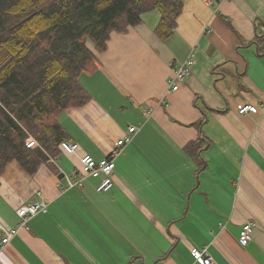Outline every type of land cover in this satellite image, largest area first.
I'll list each match as a JSON object with an SVG mask.
<instances>
[{"label":"crops","instance_id":"1","mask_svg":"<svg viewBox=\"0 0 264 264\" xmlns=\"http://www.w3.org/2000/svg\"><path fill=\"white\" fill-rule=\"evenodd\" d=\"M159 19L151 11L113 32L95 71L79 76L90 102L58 117L75 154L61 152L32 176L15 162L3 171L0 240L23 204L48 211L0 248V264H199L194 250L206 251V264H264V114L237 111L264 101V42L255 41L264 38V0H183L165 41L154 33ZM188 55L190 73L171 91L170 64ZM129 127L136 132L114 158L108 192L92 178L67 185L81 156L105 158ZM198 138L206 143L189 155ZM247 221L252 241L241 247Z\"/></svg>","mask_w":264,"mask_h":264},{"label":"trees","instance_id":"2","mask_svg":"<svg viewBox=\"0 0 264 264\" xmlns=\"http://www.w3.org/2000/svg\"><path fill=\"white\" fill-rule=\"evenodd\" d=\"M182 10L183 0H0V176L11 162L32 176L59 156L67 134L58 117L90 102L79 76L95 71L113 32L157 11L154 33L165 41ZM28 135L39 148L25 146ZM205 143L185 151L197 155Z\"/></svg>","mask_w":264,"mask_h":264},{"label":"built area","instance_id":"3","mask_svg":"<svg viewBox=\"0 0 264 264\" xmlns=\"http://www.w3.org/2000/svg\"><path fill=\"white\" fill-rule=\"evenodd\" d=\"M207 6L215 4L218 0H203ZM194 63V56L188 55V57L175 65L173 76L170 81V90L176 91L179 87V84L185 81L187 76L190 73L191 66ZM264 94V93H263ZM160 103H163V98L160 100ZM238 113L240 115H246L248 113H262L264 114V101L257 103V105H252L244 103L238 108ZM136 132V128L129 127L127 134L118 139L111 150V152L100 161H95L89 155H83L79 159L80 171L79 178L77 179L74 175L66 176L65 180L69 187L78 185L82 187V180L86 178H92L98 180L96 186V192L105 193L108 192L113 186L112 180V171L115 167L114 158L120 153L122 147L131 141L133 134ZM25 146L30 149L39 148L37 141L31 136L28 135L25 140ZM60 148L63 153L68 155H73L78 150V145L75 143L62 142ZM40 195V192L36 193ZM48 211L47 204L42 201L33 202L28 204H23L16 210V216L18 218V223L16 228L9 230L8 234L0 240V248L6 245L9 240L15 236L18 230H28V222L38 214H46ZM254 222L247 221L243 224L240 237L238 238V244L241 247H245L252 241ZM193 257L199 264H206L209 262L210 257L205 250L198 251L194 250L192 252Z\"/></svg>","mask_w":264,"mask_h":264},{"label":"water","instance_id":"4","mask_svg":"<svg viewBox=\"0 0 264 264\" xmlns=\"http://www.w3.org/2000/svg\"><path fill=\"white\" fill-rule=\"evenodd\" d=\"M174 65H175V61H174V62H171L170 67L173 68ZM60 177H61V176H60Z\"/></svg>","mask_w":264,"mask_h":264}]
</instances>
